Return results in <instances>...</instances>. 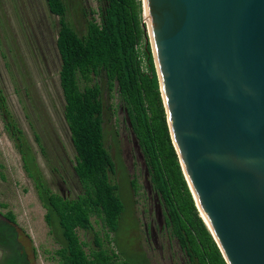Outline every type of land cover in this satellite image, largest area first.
<instances>
[{
  "label": "trees",
  "instance_id": "16d2710c",
  "mask_svg": "<svg viewBox=\"0 0 264 264\" xmlns=\"http://www.w3.org/2000/svg\"><path fill=\"white\" fill-rule=\"evenodd\" d=\"M45 2L58 16L56 48L63 117L82 192L75 198L53 192L22 130L12 119L7 120L6 129L34 182L50 233H60L56 237L59 247L54 250L58 263L113 264L116 256L104 246L91 220L92 216L99 219L106 229L105 237L110 238L123 211L118 185L110 179L115 163L104 143V105L97 82L103 77L108 91L117 93L163 206L165 226L185 252L187 264H226L199 215L171 142L153 57L144 42L141 0H105L99 20H88L84 34L66 20L64 0ZM129 183L136 192L135 179ZM78 229L92 232V245L80 239ZM21 233L12 211L0 214V264H33Z\"/></svg>",
  "mask_w": 264,
  "mask_h": 264
},
{
  "label": "water",
  "instance_id": "95a60500",
  "mask_svg": "<svg viewBox=\"0 0 264 264\" xmlns=\"http://www.w3.org/2000/svg\"><path fill=\"white\" fill-rule=\"evenodd\" d=\"M141 4L171 142L199 215L226 264H264V0Z\"/></svg>",
  "mask_w": 264,
  "mask_h": 264
},
{
  "label": "rangeland",
  "instance_id": "374dc122",
  "mask_svg": "<svg viewBox=\"0 0 264 264\" xmlns=\"http://www.w3.org/2000/svg\"><path fill=\"white\" fill-rule=\"evenodd\" d=\"M64 2L65 18L80 34H84L88 20H99L105 6V0ZM58 27V16L49 11L45 0H0V214L10 210L15 215L33 264H60L54 255L60 233H50L45 209L6 122L12 119L22 130L53 192L64 198H75L82 192L63 117ZM97 82L104 105V143L115 163L110 179L118 185L123 211L110 238L105 237L106 229L95 216L91 217L93 227L104 246L116 253L113 264H187L185 252L165 226L163 206L117 93L108 91L103 77ZM133 178L136 192L129 183ZM77 233L83 242L93 244L92 232L78 229Z\"/></svg>",
  "mask_w": 264,
  "mask_h": 264
},
{
  "label": "bare ground",
  "instance_id": "6f19581e",
  "mask_svg": "<svg viewBox=\"0 0 264 264\" xmlns=\"http://www.w3.org/2000/svg\"><path fill=\"white\" fill-rule=\"evenodd\" d=\"M206 220V219H205Z\"/></svg>",
  "mask_w": 264,
  "mask_h": 264
}]
</instances>
